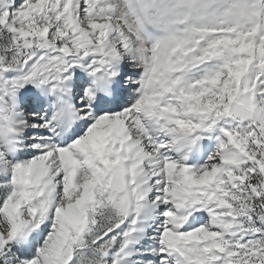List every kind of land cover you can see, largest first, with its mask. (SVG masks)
Listing matches in <instances>:
<instances>
[{
	"label": "snow or ice",
	"instance_id": "1",
	"mask_svg": "<svg viewBox=\"0 0 264 264\" xmlns=\"http://www.w3.org/2000/svg\"><path fill=\"white\" fill-rule=\"evenodd\" d=\"M0 264H264V0H0Z\"/></svg>",
	"mask_w": 264,
	"mask_h": 264
}]
</instances>
